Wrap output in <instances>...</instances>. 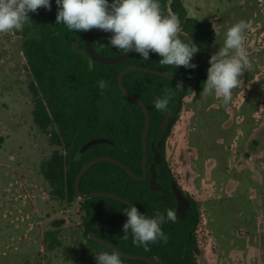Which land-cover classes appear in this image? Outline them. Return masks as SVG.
<instances>
[{
    "label": "rangeland",
    "instance_id": "1",
    "mask_svg": "<svg viewBox=\"0 0 264 264\" xmlns=\"http://www.w3.org/2000/svg\"><path fill=\"white\" fill-rule=\"evenodd\" d=\"M185 1L215 26L214 54L231 26L250 25L244 33L250 68L232 100L196 93L173 128L183 145L180 169L172 164L177 184L202 204L197 264H264V0ZM22 42L20 31L0 33V264H81L78 204L53 199L42 173L57 147L33 123ZM55 229L61 246L50 251L45 235Z\"/></svg>",
    "mask_w": 264,
    "mask_h": 264
},
{
    "label": "trees",
    "instance_id": "2",
    "mask_svg": "<svg viewBox=\"0 0 264 264\" xmlns=\"http://www.w3.org/2000/svg\"><path fill=\"white\" fill-rule=\"evenodd\" d=\"M108 2L111 4L112 0ZM158 2L162 15L178 16L181 29L200 48L197 57L198 78L192 86L179 88L164 77L136 71L127 73L122 80L125 88L143 101L149 110L148 165L153 162L150 148L153 143L161 156V164L155 167L161 189L151 191L149 178L137 181L124 169L109 162L97 163L80 181L83 194H116L131 202L141 214L149 218H154L157 212L166 217L167 209H176L172 182L177 181L166 158V143L184 112V99L192 91L203 90L210 67L211 47L217 37L214 25L190 17L182 0ZM50 3L51 11L41 7L35 13L30 12L31 22L20 31L23 54L27 60L25 68L31 76L29 89L34 96L32 119L34 125L49 137L50 144L57 147L51 157L42 163V173L50 185L53 199L67 204L77 203L82 214L85 243L82 244L79 261L81 264H97L94 257L98 253H111L112 250L91 241L88 238L90 231L97 223L122 228L127 220L123 210L129 206L109 198L79 199L74 188L77 174L92 159L107 156L121 161L135 174L142 175L144 114L118 89L117 78L129 66L153 68L182 80L190 79L193 71L183 66H161V57L151 52L149 60L134 54L119 64L94 62L90 67L86 59L73 48V42L87 32L70 31L64 24H57L56 0H50ZM111 35L108 32L94 38V46L99 54L113 56L123 53L109 44ZM101 79L107 81L106 89L101 90L97 86V81ZM165 89L172 90L168 111H158L154 101L165 96ZM179 91V102L173 105L179 98ZM168 112L169 121L163 125ZM98 137L107 138L113 143L94 145L85 151L81 159H76L78 150L89 140ZM185 194L191 201L186 217L177 219L175 223L167 221L161 226L168 236L167 243L158 241L149 244L148 250H145L133 245L131 234L125 238L124 234L100 228L96 235L131 255L160 259L163 264H197L200 249L196 233L201 224V205L193 196L187 192ZM59 232L55 229L45 235L44 242L48 250L61 246L57 238ZM121 260L122 264H148L123 257Z\"/></svg>",
    "mask_w": 264,
    "mask_h": 264
},
{
    "label": "clouds",
    "instance_id": "3",
    "mask_svg": "<svg viewBox=\"0 0 264 264\" xmlns=\"http://www.w3.org/2000/svg\"><path fill=\"white\" fill-rule=\"evenodd\" d=\"M58 13L56 23L64 24L68 30L88 32L93 29L112 33L109 44L124 54L135 53L149 60L150 52L158 54L161 66L174 68H196L191 63L200 48L186 39L176 15L164 16L158 0H56ZM41 7L51 11L50 0H0V33L10 34L21 31L31 22L28 15ZM250 27L246 21L231 26L224 46L211 55L207 69V80L202 94L222 97L228 104L233 97V89L241 84V77L250 68L248 53L244 46V33ZM186 41V42H185ZM99 89L108 87L107 81H97ZM177 87L182 88L181 84ZM171 89H165L163 98H156L154 107L158 111H168ZM192 95L196 93L192 91ZM127 216L122 225L125 238L129 229L136 247L148 250L149 244L158 241L167 243L168 236L162 231V225L178 219L177 212L167 209V215L157 212L154 218L141 214L137 207L124 210ZM97 264H122L120 254L113 250L100 252L95 257Z\"/></svg>",
    "mask_w": 264,
    "mask_h": 264
},
{
    "label": "water",
    "instance_id": "4",
    "mask_svg": "<svg viewBox=\"0 0 264 264\" xmlns=\"http://www.w3.org/2000/svg\"><path fill=\"white\" fill-rule=\"evenodd\" d=\"M103 33H108V32H105L103 30L93 29V30L87 32L86 34H84L83 36H81L80 38H78L77 40H75L73 42L74 49L80 50L78 48V43L80 40H84V48L86 50V53H83L82 50H80V51L85 56H87V55L90 56L91 67H92L93 62L100 63V64H106V65L119 64V63L127 60L128 58L132 57L135 54V53H128V54L121 53V54L113 55V56H104V55L97 53L96 50L94 49V45H93L94 38L100 34H103ZM183 33H184V36L182 35L183 38L187 39L191 43L196 44L191 36H189L184 31H183ZM197 57H198V53H195L193 56V59H192V63L195 65H197ZM134 71L145 72V73L161 76V77H164L168 80L173 81L176 84H181L182 87L192 86L193 84H195V82L197 81V78H198V66L194 69L192 68L193 76L188 80H182V79H179V78H177V77H175V76H173L167 72L156 70L153 68L142 67V66H129V67L125 68L119 74V76L117 78L118 89L127 98H129L133 103H135L141 109V111L144 114V128H143V132H142V147H143L142 175L135 174L133 171H131L129 169V167H127V165H125L121 161L113 159L111 157L100 156V157L94 158L91 161H89L85 166H83L81 168V170L79 171V173L77 174L76 179H75L74 188H75V191H76L79 199H81V200H88V199H94V198H109V199H113V200L122 202L129 207L133 206V204L131 202H129L128 200H126L123 197L118 196L116 194L110 193V192H94V193H90V194H83L81 192V190H80L81 178L90 168H92L94 165H96L97 163H100V162H109V163H112L116 166H119L120 168L124 169L133 179H135L137 181H143V180L149 178V189L151 191L156 192V191H159L161 189V185L157 182V172L155 169L156 166H159L161 164V156L155 150L153 143L150 145V148L153 152V162L150 165H148V140L147 139H148V133H149L150 125H151V117H150L149 110L143 101H141L138 97H136L134 94H132L131 92H129L125 88V86L123 85V81H122L123 77L127 73L134 72ZM178 96H179L178 100L173 105H175L176 103L179 102L180 91L178 92ZM169 117H170V112H168V114L166 115V117L163 121V125H166L168 123ZM112 143H113V141H111L107 138H99V137L93 138V139L89 140L86 144H84L78 150V152L76 154V159H78V160L81 159V157L85 153V151L94 145L112 144ZM149 173H150V175H149ZM172 190H173V194L175 196V199L177 201V206H176L175 211L177 212L178 219L183 220L187 215V211L191 205V201L186 196V194L183 192V190L178 186L177 183L172 182ZM100 228H106L108 230H112V231L120 233V234H125V233H123L122 228L112 226V225L107 224V223H97L94 225V227L92 228V230L90 231V233L88 235V238L91 241H94L98 244H101V245L109 248L112 251L113 250L117 251L121 257L126 258V259L144 261V262H147L148 264H156V263L163 264L160 259H155V261H156L155 262L153 259H151L147 256L131 255V254H128V253L120 250L119 248H117L116 246L111 244L110 242L103 240L96 235V231ZM127 234H131L130 229H129V232Z\"/></svg>",
    "mask_w": 264,
    "mask_h": 264
},
{
    "label": "crops",
    "instance_id": "5",
    "mask_svg": "<svg viewBox=\"0 0 264 264\" xmlns=\"http://www.w3.org/2000/svg\"><path fill=\"white\" fill-rule=\"evenodd\" d=\"M182 1H183L184 5H185V7H186V9H187L188 14H189L190 17L197 18V19H199V20H201V21H203V22H209V21H206V20H202V19H200V18L197 16V13H198V12H197V13L192 12V11L190 10L188 4L186 3V1H185V0H182ZM210 23H211V22H210ZM214 27H215V26H214ZM216 49H217V37H216V40H215L214 44H213L212 47H211V55L214 54V52L216 51ZM202 91H203V90H202ZM202 91H198V92H195V93H202ZM191 96H192V94H190L189 96H187V97L184 99V112H183L182 116L180 117L179 121L176 123L175 128L178 127V126H181L182 121H183V119H184L185 112L188 111L187 103H188V99H189ZM174 131H175V129L173 130L171 136L168 138L167 143H166V158H167V161H168L169 165H170L171 168H172V171H173L174 175L176 176L177 172H175V170H174L172 164L175 165V166H177L178 168H179V166L182 165V161H181V159H183V157H182V155H181V149H182L183 145H179L177 142L174 141ZM179 169H180V168H179ZM182 170H183V169H181V171H182ZM181 175H182V172H181ZM181 179L183 180V183H184V181L186 180V175L183 174V175L181 176ZM179 186H180V188H181L182 190H184L185 192H187L189 195H191V196L194 195L193 197L196 199L195 194H194L193 192H191L189 188H187V187H183V186H181V184H179ZM196 200L200 203V205H202L201 202H200L198 199H196Z\"/></svg>",
    "mask_w": 264,
    "mask_h": 264
},
{
    "label": "flooded vegetation",
    "instance_id": "6",
    "mask_svg": "<svg viewBox=\"0 0 264 264\" xmlns=\"http://www.w3.org/2000/svg\"><path fill=\"white\" fill-rule=\"evenodd\" d=\"M93 45H94V42H93ZM74 48V47H73ZM78 48L80 49V50H82L83 51V53H86V50H85V48H84V40H80L79 41V43H78ZM94 49H95V46H94ZM74 50H76V49H74ZM80 50H76L77 52H79L85 59H86V61L89 63V65H90V67H91V63H90V56L89 55H87V56H85ZM96 50V49H95ZM97 52V51H96ZM98 53V52H97ZM94 63V62H93ZM92 66H93V64H92ZM200 256V253H199V255H198V257ZM154 261H155V259H153ZM156 262V261H155ZM197 262H198V258H197ZM156 264H159V263H156Z\"/></svg>",
    "mask_w": 264,
    "mask_h": 264
}]
</instances>
